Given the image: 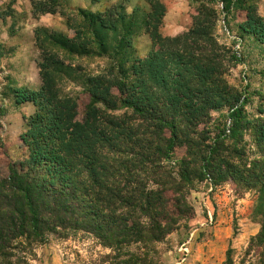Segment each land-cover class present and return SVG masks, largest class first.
Returning a JSON list of instances; mask_svg holds the SVG:
<instances>
[{
    "label": "trees",
    "instance_id": "16d2710c",
    "mask_svg": "<svg viewBox=\"0 0 264 264\" xmlns=\"http://www.w3.org/2000/svg\"><path fill=\"white\" fill-rule=\"evenodd\" d=\"M159 7L162 14L151 6L135 18L140 22L119 6L91 15L89 23L99 21L111 38L121 34L118 53L132 49L141 25L157 30L165 13ZM144 32L152 47L148 56L126 62L128 69L121 64L113 78L84 77L58 59H44L38 90L6 87L15 105L32 103L35 113L24 119L22 159H10L0 136V264H29L36 246L79 233L110 250L105 259L113 264H154L155 246L178 232L192 209L187 193L207 176L214 187L229 182L255 191L251 212L260 231L247 252L264 264V117L247 118L246 96L240 103L224 78L228 50L200 24L176 37ZM48 40L70 55H87L66 37ZM96 44L107 51L103 39ZM4 49L0 43V62ZM65 80L82 88L84 105L62 93L58 84ZM223 109L229 114L222 119L231 122L224 137L225 123L211 119ZM4 114L0 108V121ZM247 126L259 153L252 160L240 140Z\"/></svg>",
    "mask_w": 264,
    "mask_h": 264
},
{
    "label": "rangeland",
    "instance_id": "374dc122",
    "mask_svg": "<svg viewBox=\"0 0 264 264\" xmlns=\"http://www.w3.org/2000/svg\"><path fill=\"white\" fill-rule=\"evenodd\" d=\"M141 4L135 8L137 14H131L130 0H0V43L6 48L0 62V108L5 111L0 121V136L12 161L22 159L25 154V149L19 148V137L26 129L24 119L32 116L35 108L32 103L15 105L7 97L8 84L28 90L32 89L24 86H36L38 90L41 85L38 65L44 59H58L84 77L105 74L113 78L121 64L128 69L131 64L126 62L148 56L152 48L144 32L148 29L154 38L156 31L163 37H176L200 24L219 48L228 50L230 62L224 64L227 71L224 78L240 103L246 96L247 118L264 117V0H143ZM159 5L165 10L177 9L160 19L157 30L156 25H141L135 30L132 49L118 53L115 50L122 40L121 34L116 33L111 38V33L103 32L105 28L99 21L95 27L89 23L91 15H106L119 6L124 7L127 15H135L128 16L131 21L140 22L135 18L146 15L151 6L153 11L156 9L162 14ZM165 31L171 34L164 35ZM53 35L85 47L87 55H70L59 49L48 40ZM99 39L108 46L104 54L96 44ZM153 42L156 48L157 43ZM199 43L205 46L203 41ZM19 51L23 59L21 65L13 58ZM58 86L64 95L79 99L80 105L87 102L82 88L75 82L60 81ZM227 114V109L211 114L213 121L225 123L223 137L229 135L231 125L230 120L222 119ZM210 130L215 131V126L211 125ZM214 135L215 132H211L210 138ZM240 140L251 160L259 156L251 126L242 132ZM179 151L183 152L177 150L176 153ZM255 199L253 190L238 189L229 182L214 187L207 176L187 193L186 200L192 209L184 213L185 220L180 222L178 232L171 233L163 244L155 246L154 264H258L256 253L247 252L250 239L260 231L259 222L251 212ZM49 239L35 247L28 257L29 264H113L105 259L111 254L110 250L82 233L68 240ZM130 251L136 253L134 248Z\"/></svg>",
    "mask_w": 264,
    "mask_h": 264
},
{
    "label": "crops",
    "instance_id": "0c3cea01",
    "mask_svg": "<svg viewBox=\"0 0 264 264\" xmlns=\"http://www.w3.org/2000/svg\"><path fill=\"white\" fill-rule=\"evenodd\" d=\"M130 2H131V5H132V7H131V12H132L136 7H140V6H137V5H142L141 3H143V0H130ZM176 9H177V8H175V9L167 8V9L165 10V13H164L163 19H165V17H166L169 13L174 12ZM172 31H173V30H171V32H172ZM165 32H166L165 34L163 33L164 35H166V34H171V32H169V33H168V31H165ZM176 35H177V33H176ZM168 36H171V35H168ZM174 36H175V35H174ZM19 53H20V51H19L18 53H16V54H15V57H13V58H14L16 64L18 63V64L21 65L23 59L20 58ZM26 61H27V60H26ZM24 87H27V88H29V89H32V90L36 91V86H34V87L24 86ZM17 88H22V87H18V86H17ZM22 105H23V104H22Z\"/></svg>",
    "mask_w": 264,
    "mask_h": 264
},
{
    "label": "built area",
    "instance_id": "2783aa9c",
    "mask_svg": "<svg viewBox=\"0 0 264 264\" xmlns=\"http://www.w3.org/2000/svg\"><path fill=\"white\" fill-rule=\"evenodd\" d=\"M237 49H239V45L237 46Z\"/></svg>",
    "mask_w": 264,
    "mask_h": 264
}]
</instances>
